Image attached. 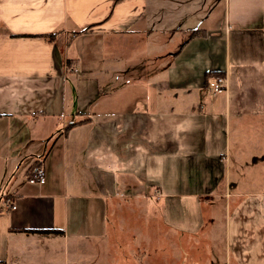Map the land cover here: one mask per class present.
I'll return each mask as SVG.
<instances>
[{
  "label": "crops",
  "instance_id": "0c3cea01",
  "mask_svg": "<svg viewBox=\"0 0 264 264\" xmlns=\"http://www.w3.org/2000/svg\"><path fill=\"white\" fill-rule=\"evenodd\" d=\"M254 145L264 0H0V264H264Z\"/></svg>",
  "mask_w": 264,
  "mask_h": 264
},
{
  "label": "rangeland",
  "instance_id": "374dc122",
  "mask_svg": "<svg viewBox=\"0 0 264 264\" xmlns=\"http://www.w3.org/2000/svg\"><path fill=\"white\" fill-rule=\"evenodd\" d=\"M167 50H168V46H167ZM257 144V143H256ZM236 150L238 148H235ZM263 152L264 156V147L263 146H253L251 148V154H253V156H257L259 153ZM264 161V160H263ZM235 167H240L241 165H234ZM246 171L248 177H250V179H245V180H236V183H238L241 186V189L245 191V193H251V194H264V163H257V164H252V165H247ZM168 182L169 185H172V183H176L178 181H172V180H168L166 181ZM181 182V181H180ZM202 183H207V181H200ZM158 183H162V182H158ZM155 184L154 187H150L149 191L147 190V187L142 186V192H144L147 194L155 195L154 198H148V202L151 203L153 206L157 207L156 210V215H151L152 217V223H154L153 218L156 217V222L155 223H161L162 220V216L165 215V212H168V198L164 197L161 195L160 193V184ZM165 182H163L162 184H164ZM210 183V182H209ZM208 183V184H209ZM175 188V187H170V189ZM147 196V195H146ZM145 197L141 196V200L143 201ZM146 199V198H145ZM253 198L251 197H247V203L250 202ZM206 205V204H205ZM140 223L141 224V236L140 239L141 241H145L146 237H149L152 239V243H151V247L153 251L157 250L160 252H168V239L163 237V232L164 230L161 229L158 225H151L149 227H145L144 224L146 223L147 219H149L148 217V212L147 213H143L140 215ZM225 219V216H224ZM136 220V219H135ZM146 220V221H145ZM128 235V234H126ZM129 245L126 243V251L129 250ZM145 248V243H141L140 244V248L139 251H143V249ZM168 254V253H166Z\"/></svg>",
  "mask_w": 264,
  "mask_h": 264
},
{
  "label": "built area",
  "instance_id": "2783aa9c",
  "mask_svg": "<svg viewBox=\"0 0 264 264\" xmlns=\"http://www.w3.org/2000/svg\"><path fill=\"white\" fill-rule=\"evenodd\" d=\"M208 86L210 90L213 91L215 94H222L226 92L228 88L227 78L224 75L214 76L209 80ZM29 182L32 184L44 185L46 183L45 170L43 168H37L30 176ZM3 204L9 210L14 211L17 209L14 200L10 198L4 199Z\"/></svg>",
  "mask_w": 264,
  "mask_h": 264
},
{
  "label": "trees",
  "instance_id": "16d2710c",
  "mask_svg": "<svg viewBox=\"0 0 264 264\" xmlns=\"http://www.w3.org/2000/svg\"><path fill=\"white\" fill-rule=\"evenodd\" d=\"M196 33L197 34H199V35H204V33H198L197 31H196ZM49 38H52V37H54V35H49L48 36ZM217 75H221V74H218V73H207L206 74V79H210V78H212V77H214V76H217ZM209 81H207V83H208ZM25 232H28V233H36V234H44V233H46V234H49V231H25ZM61 234L63 233V232H60Z\"/></svg>",
  "mask_w": 264,
  "mask_h": 264
}]
</instances>
